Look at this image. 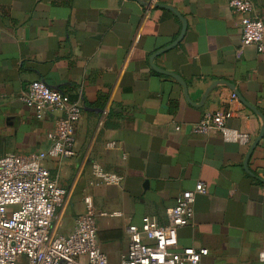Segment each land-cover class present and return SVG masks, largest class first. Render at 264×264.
<instances>
[{"label": "crops", "instance_id": "obj_1", "mask_svg": "<svg viewBox=\"0 0 264 264\" xmlns=\"http://www.w3.org/2000/svg\"><path fill=\"white\" fill-rule=\"evenodd\" d=\"M252 2L264 18V0ZM147 3L0 0V157L49 148L58 114L39 118L20 99L42 80L83 107L77 155L45 161L68 190L58 232L73 228L90 196L99 243L120 264L130 225L147 215L167 224L166 209L203 182L175 250L207 248L203 263L264 264V135L254 145L264 122L220 83L264 117V52L243 44L229 0ZM226 110L229 126L251 134L249 146L194 133L206 113ZM94 163L122 176L121 185L102 183Z\"/></svg>", "mask_w": 264, "mask_h": 264}, {"label": "built area", "instance_id": "obj_2", "mask_svg": "<svg viewBox=\"0 0 264 264\" xmlns=\"http://www.w3.org/2000/svg\"><path fill=\"white\" fill-rule=\"evenodd\" d=\"M157 0H148L150 9ZM231 10L241 17L242 42L264 52V18L257 14L252 0H229ZM233 99H237L235 93ZM20 99L39 118L56 112L53 129L48 133L49 148L40 153H10L0 157V264H110L98 240L96 210L90 196L86 210L74 220L67 233L58 232V213L68 190L45 166L47 159H69L77 155L76 127L83 107L69 96L49 87L44 81L31 82ZM108 110L102 111V118ZM233 111L206 113L194 125L196 134L220 133L225 142L249 146V132L229 126ZM93 174L104 184L121 185L123 177L107 172L97 163ZM206 192L203 182L180 193L176 203L166 209L167 224L156 217L144 216L142 225L128 227L130 244L120 264H214L203 263L207 248L185 247L179 251L178 232L192 223L198 194ZM150 242H146V241ZM264 262V247L258 253Z\"/></svg>", "mask_w": 264, "mask_h": 264}, {"label": "water", "instance_id": "obj_3", "mask_svg": "<svg viewBox=\"0 0 264 264\" xmlns=\"http://www.w3.org/2000/svg\"><path fill=\"white\" fill-rule=\"evenodd\" d=\"M185 29H186V25H184V28H183V32L181 33V37L183 36V34H184V32H185ZM180 37V38H181ZM160 71H162V72H165V73H168V72H166V71H164V70H160ZM170 75H172V76H174V77H176V78H178L179 79V81H181L182 83H183V85L185 86V89H186V85H185V83H184V81H182V79L180 78V77H178V75H175V74H173V73H169ZM221 84L223 83V84H226V85H229L232 89H233V91H234V93H235V95L239 98V100L243 103V104H245L249 109H251L252 111H254L262 120H263V122H264V117H263V115L258 111V109L256 108V107H254L253 105H251V104H249L244 98H243V96L241 95V93L233 86V85H231L230 83H227V82H225V81H221L220 82ZM219 82H217L216 84H220ZM210 91V90H209ZM263 135H264V126H263V128H262V130H261V132H260V135H259V137L257 138V140L255 141V143H254V145L255 144H257L258 142H259V140L263 137Z\"/></svg>", "mask_w": 264, "mask_h": 264}]
</instances>
